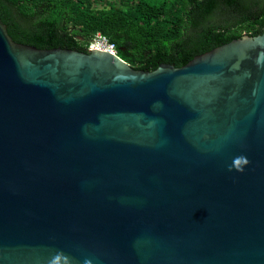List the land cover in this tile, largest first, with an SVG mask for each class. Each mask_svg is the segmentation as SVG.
Wrapping results in <instances>:
<instances>
[{"label":"water","instance_id":"obj_1","mask_svg":"<svg viewBox=\"0 0 264 264\" xmlns=\"http://www.w3.org/2000/svg\"><path fill=\"white\" fill-rule=\"evenodd\" d=\"M0 264H264V25L149 71L0 20Z\"/></svg>","mask_w":264,"mask_h":264},{"label":"trees","instance_id":"obj_2","mask_svg":"<svg viewBox=\"0 0 264 264\" xmlns=\"http://www.w3.org/2000/svg\"><path fill=\"white\" fill-rule=\"evenodd\" d=\"M0 20L14 41L40 48L86 51L100 32L133 68L150 71L259 34L264 0H0Z\"/></svg>","mask_w":264,"mask_h":264},{"label":"built area","instance_id":"obj_3","mask_svg":"<svg viewBox=\"0 0 264 264\" xmlns=\"http://www.w3.org/2000/svg\"><path fill=\"white\" fill-rule=\"evenodd\" d=\"M87 49H99L109 51L115 55L117 54V48L113 42H111L108 37L96 32L87 45Z\"/></svg>","mask_w":264,"mask_h":264},{"label":"rangeland","instance_id":"obj_4","mask_svg":"<svg viewBox=\"0 0 264 264\" xmlns=\"http://www.w3.org/2000/svg\"><path fill=\"white\" fill-rule=\"evenodd\" d=\"M104 1H102V2H100V3H98V4H96L95 6L97 7V8H101V7H103L104 6Z\"/></svg>","mask_w":264,"mask_h":264},{"label":"clouds","instance_id":"obj_5","mask_svg":"<svg viewBox=\"0 0 264 264\" xmlns=\"http://www.w3.org/2000/svg\"><path fill=\"white\" fill-rule=\"evenodd\" d=\"M241 159H243V158H241ZM246 162V161H245Z\"/></svg>","mask_w":264,"mask_h":264}]
</instances>
